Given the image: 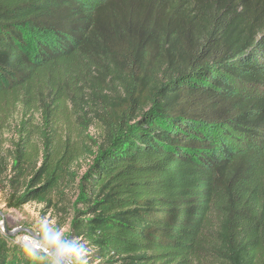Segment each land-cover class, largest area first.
<instances>
[{"label": "trees", "instance_id": "1", "mask_svg": "<svg viewBox=\"0 0 264 264\" xmlns=\"http://www.w3.org/2000/svg\"><path fill=\"white\" fill-rule=\"evenodd\" d=\"M0 184L102 264H264V0H0Z\"/></svg>", "mask_w": 264, "mask_h": 264}, {"label": "clouds", "instance_id": "2", "mask_svg": "<svg viewBox=\"0 0 264 264\" xmlns=\"http://www.w3.org/2000/svg\"><path fill=\"white\" fill-rule=\"evenodd\" d=\"M63 228L53 227L48 217H41L38 229L28 238L34 241L24 252L38 264H102V257L95 254L94 247L82 236L62 238Z\"/></svg>", "mask_w": 264, "mask_h": 264}, {"label": "rangeland", "instance_id": "3", "mask_svg": "<svg viewBox=\"0 0 264 264\" xmlns=\"http://www.w3.org/2000/svg\"><path fill=\"white\" fill-rule=\"evenodd\" d=\"M91 137L95 135L94 129H91ZM87 161L81 165L82 173L85 171ZM72 186V185H71ZM67 199L73 201L74 188L70 187L65 191ZM9 194L4 186L0 184V231L6 234L10 239L22 246H26L21 241L29 235L30 232H35L38 229V221L41 217H48L53 227H58L59 217L53 212H48L43 204H29L20 209L10 208L7 205ZM68 225L63 228L62 238L68 237Z\"/></svg>", "mask_w": 264, "mask_h": 264}, {"label": "built area", "instance_id": "4", "mask_svg": "<svg viewBox=\"0 0 264 264\" xmlns=\"http://www.w3.org/2000/svg\"><path fill=\"white\" fill-rule=\"evenodd\" d=\"M21 242L29 247H32L34 244V241H31L28 236H26Z\"/></svg>", "mask_w": 264, "mask_h": 264}]
</instances>
